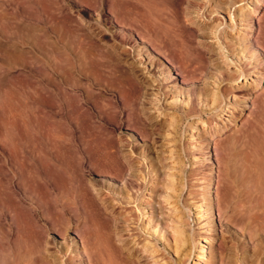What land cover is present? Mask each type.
<instances>
[{
  "label": "rangeland",
  "instance_id": "obj_1",
  "mask_svg": "<svg viewBox=\"0 0 264 264\" xmlns=\"http://www.w3.org/2000/svg\"><path fill=\"white\" fill-rule=\"evenodd\" d=\"M223 1L225 5L213 2V6H221L219 10L217 6L213 8L212 2L203 8L196 7L198 15L193 16L196 15L198 24L209 28L220 24L215 32L217 35L220 32V39L211 36L197 41L204 46L202 49L212 47L215 50L206 58L217 62L224 74L237 76L241 66L246 78L239 76L231 84L225 78L220 84L222 90H228V97L221 103L224 110L218 108L209 112V108H213L211 102L197 99L195 94L203 86L210 92V89L216 90L217 84L212 85L214 79L210 77H217L216 81H219L222 76L210 69V75L197 79L198 83L184 81L174 55L166 52V57L140 39L135 29L138 22L133 21L137 18L136 10L132 5L129 7L132 20H128L125 0H0V264H13L17 258L35 263H40L42 258L52 261L56 258L57 264H65L70 259L74 264H82L85 261L81 248V242L85 243V240L82 239L90 237L91 223L95 222L94 208L101 203L100 199H108V196L114 199L115 215L132 210L130 215L136 222L129 228L136 229L134 232L139 241L147 240L145 242L157 250L155 255L162 263L220 264L221 258L225 257L226 264H264V237H257L253 243L230 225L237 220L228 218L248 205V199L256 197L255 177L264 175V138L261 131L255 133L249 125L250 115L257 113L253 101L264 89V0ZM240 8L250 18L249 29L242 21L240 14L244 15V12L239 11ZM210 10L217 12L210 15ZM241 40L246 41V51L253 54L251 59L246 53L239 52L237 46H244ZM222 56L227 61L221 59ZM163 76L164 84L159 89L151 86L139 90L137 83L140 80L151 79L150 83L154 79L162 80ZM134 84L137 86L133 87ZM136 87L137 91L133 92ZM174 89L179 92L176 100L173 99L177 96L172 93ZM158 90L159 94L153 97ZM136 93H144L146 98L139 94L137 99ZM85 96L97 111L112 109L119 112L120 103L128 106L127 113L144 106L152 117H157L155 121L164 118L158 114L172 113V109L183 115L192 102L203 112L201 118L183 117L179 124L177 149L183 167L182 163L170 166L166 161L163 162L165 166L159 168L153 164L155 162L139 156L146 145L152 144L155 151L152 150L150 158L155 159L158 154L163 158L168 156L165 142L156 135H150L149 140L142 139L138 131L127 124L112 132L96 118L95 112L78 109ZM153 99L159 101L156 103ZM151 101L155 102V108L160 106L158 111L152 110ZM46 104H62L66 110L61 112L63 115L49 114ZM231 112H235L232 117ZM106 117L104 115V120L109 119ZM207 121H210L208 126ZM193 123L196 128L191 129ZM76 127L84 128V139L91 132L94 136L98 132L99 138L101 135L106 137L105 133L108 138L114 135L121 144L127 145L128 154L135 147L131 157L138 161L136 166L138 164L144 181H138V184L111 180L114 177L102 164L105 162L99 152H88V159H83L77 149ZM95 128L99 130L94 132ZM218 128L221 129L218 135L208 136L211 129ZM233 130H240L238 136L244 133L248 137L230 152L219 144L214 145L215 139L220 141ZM48 165L54 167L48 169ZM169 173L182 178L183 183L175 194L168 192L166 187L163 189V184L169 183ZM210 176L211 181L207 182ZM157 178H163L159 183L162 186H156L159 189L155 187ZM125 185L136 200L134 204H127L121 194L118 195ZM138 186L141 189L136 192ZM206 194H210L217 205L216 211L213 208L211 212L212 219L207 216L206 209L210 206H207ZM166 197H170L168 203L174 201L180 211H174L173 203L169 205ZM103 211L99 224H112L110 211ZM178 212L189 240L183 247L187 254L174 247L171 227ZM124 225L120 224V227L125 228L127 224ZM79 232L83 234L82 239L78 237ZM131 233L124 231L122 234L131 240ZM201 238L206 241L202 242ZM237 242L245 246V254L233 247ZM257 242L261 245L260 253L254 252L257 254L254 257L252 245ZM139 256V264H154L148 254Z\"/></svg>",
  "mask_w": 264,
  "mask_h": 264
},
{
  "label": "bare ground",
  "instance_id": "obj_2",
  "mask_svg": "<svg viewBox=\"0 0 264 264\" xmlns=\"http://www.w3.org/2000/svg\"><path fill=\"white\" fill-rule=\"evenodd\" d=\"M215 1L217 2V4H224L225 3L223 0H125L126 10H127L125 17H127L128 20L129 19L132 20L130 18L129 7L132 5L134 7V9L136 10L137 18L133 21L138 22L137 24L140 26V27L137 26L135 28L137 30V33H138L140 39L144 43L151 44V46L153 47V49L155 51H157V52L159 51L164 56H166V54H165L166 52H170L172 55H174V57L178 60V63L180 65L181 74L184 75V77H185L184 81H190L192 84L198 83L197 79H201L203 77H206L207 75H210V69H213L214 71L218 72L219 75L222 76L223 79L220 80V78H219V81H216L217 77L216 78L214 76L210 77V78L214 79L212 85L217 84L216 90L210 89L211 90V92H210V91H208L206 86H203L202 89H200L199 92L195 94L197 99L205 100V102H207V103L211 102L213 108H209V110H208L209 112L213 111V110H217L218 108L219 109L221 108V111L224 110V108H222V106H221V103L223 100H226V98L228 97V90L227 89L222 90V88L220 87V84L223 81L228 79V83L230 82V84H231V83H234L235 81H237V78L239 76H244V78H246L245 71L241 66H239V72H238L237 76L233 75V76L229 77V75H227L226 73L224 74L221 71V69H220L221 67L217 62L211 61L209 58H206V55H208L209 53H211L215 50H213L212 47H208L206 50L202 49V48H204V46L197 41L198 38L206 39V38H211V36L215 39H220V32L218 33V35L215 34V32L217 31L216 29H217V27H219L220 24L218 26L216 25L217 27H214L215 26L214 25L213 27L211 26L212 28H209L206 25H203L201 23L198 24L197 18H196L197 22L195 20V17H196V15H198V11H199V9L196 8L197 6H202V8H203L207 4H210L211 2H212L211 5L213 6V2H215ZM216 6H217L218 10L221 8L220 5H216V4L213 6V8H215ZM239 11L244 12L242 10V8H240ZM209 12L211 15V14L216 13L217 10H213V11L210 10ZM194 14H196V15L193 16ZM241 14H240V16H242V18H243L242 21L247 23L245 25V27L247 29H249L248 24H250V23H248V22H249L250 18L248 16V14L245 12H244V15H241ZM233 19H235V18H233ZM131 24H132V22H131ZM126 26H128V25H126ZM223 35H224V33H223ZM245 40L248 41V37H246ZM245 40H241V42H240L244 46L241 47L240 45H238L237 47H238L240 53H242V54L246 53L247 58L251 59L253 57V54L246 51L247 50V44H246ZM200 46H201V48H200ZM216 46H219V45H216ZM254 54H256V53H254ZM222 58L226 59V61H227V58L225 56L224 57L222 56L221 59ZM129 66H131V68H132V64H129ZM133 68H134V66H133ZM133 70H135V69H133ZM160 75H162V74H160ZM164 77L165 76H163L162 80L154 79L153 81H151V82H153V84L156 83V85H153L151 82L149 83V81L151 79L150 80L148 79L149 81H147L146 79L140 80V82L137 83L140 86L139 90L140 89L143 90V89H146L147 87H151V86H155L154 89H159V87H161L164 84V82H163ZM256 78H257L256 79L257 81L260 80L259 77H256ZM135 85L136 84H134L133 87H135ZM231 86H233V85H231ZM137 89H138V87H136V90L134 89L133 92L137 91ZM129 92H130V90H129ZM131 92H132V90H131ZM172 93L174 95H177V96L173 97V99L176 100V97H178L179 92L176 91V89H174V91ZM86 94L89 96V93H86ZM136 94H137V99H138L139 94L141 97L146 98V95L144 93H139V94L136 93ZM158 94H159V90H158V92H156V94H154L153 97H156ZM162 94L164 96H166L165 93H162ZM181 95L182 94H180L179 96H181ZM88 96H85L86 98L84 97V100L80 101L78 109L79 110L89 109V110H92L93 112H95L96 118L99 121H101L103 124H105L109 128V130H111L112 132H115L116 130L121 129L124 126V124H127V125L131 126L132 128H134V130L136 129L138 131V133L141 135L142 139H148L150 135H156L158 137V139H160V140L162 139L165 142V148H167V150L165 148L164 149L168 153V156L166 154L167 158H166V156L164 158H163V156L161 157L162 154L160 156L158 154L157 157L155 156L156 157L155 159L150 158L152 150L155 151V149H154L155 147L152 143H151L152 144L151 146L146 145L144 147L143 151H141L138 154L139 156L148 158L150 162H155L153 164H157L159 166V168L162 166L164 167L165 163L163 165V162H166V161H168L170 163V166H172V165L173 166L174 165L179 166V164L182 163V167H183V162L180 159L181 155L178 154V152H180V150L177 149V143H178L177 142V136H178L179 127H180L179 124L182 121L183 117L186 119L190 118L192 116H196V117L198 116V118H201L202 112H203L202 110L198 111L196 106L192 102L188 107H187V105H188V102H187V104H186L187 110L183 113V115L176 114V109H172L173 110L172 113L171 112L165 113L162 110L163 112H161L157 116L159 117V116L163 115L164 118L162 117L163 118L162 120L155 121L157 117H155V116L152 117L153 115H150L147 112V109L144 106L142 108L141 105H140L141 106L140 110L137 109V111H136L135 110L136 108L135 109L132 108L134 111L133 112L130 111V113H127L128 106L126 104H121V103L119 106V112L113 111L112 109H107L109 106L107 108H105L107 110L104 112L103 111H97V108L95 107L94 104H91ZM153 100L156 101V103L159 101L158 99L157 100L153 99ZM151 103H152V101H151ZM153 103L155 104V102H153ZM153 103H152L153 106L151 108H152V110H155L154 112H156L160 109V106L158 108H155L156 104L154 105ZM183 103H185V102H183ZM135 104H137V103H135ZM147 104H149V102H147ZM234 104L237 105L238 103L234 102ZM253 106H254L257 113H256V116L250 115V117L252 118L250 123H249L250 130L255 132V133H258V132L260 133V131H261V135L264 138V89L261 91V93L259 95H257L255 97V99L253 101ZM46 108H47L49 114L51 112H55L57 115H59V114H61V112L62 113L64 112L65 107H63L62 104L61 105L46 104ZM235 108L238 111V106H235ZM76 109H77V107H76ZM65 110H66V108H65ZM148 111H149V108H148ZM80 113L82 114V112H80ZM234 113L235 112H231L230 116L232 117L234 115ZM81 114L79 116L82 118L83 114L82 115ZM85 114L86 113H84V115ZM61 115H63V114H61ZM104 115H107L106 118H109V119L104 120ZM84 120L86 121L87 118H84ZM81 122H83V119L81 120ZM248 122H249V120H248ZM83 123L85 124V122H83ZM207 123H209V125H210V121H207L206 124ZM194 124L195 123L190 124L191 129L196 128L194 126ZM82 126H83V124H82ZM207 126H208V124H207ZM83 127L85 128V126H83ZM83 129H82V127H76V130L78 133V137L76 138L77 149L83 155V159H85V160L88 159V157H87L88 152L89 153L94 152L95 154H96V152H99L100 156L98 154L97 155L99 157H101L103 162H105L102 164L103 165L105 164V167L107 166L109 168V170L112 173L111 175H113V177H114L111 180L116 182L118 179H120L121 181H125V183H126V181H130V182H134V183H138V181H140V182L144 181V176L142 175V172H140L137 169L138 164L136 166V162L138 163V161L132 159V157H131V155H133V153H134V150L136 149L135 147H132L133 152L128 154L125 150L126 149L125 147L127 145L121 144L120 140H117L114 137V135H111L108 138L107 137L108 135H106V133H105L106 137H103L101 135L99 138L98 132H97V136H94L93 132H91V133L86 134V138L84 139ZM98 130H97V128H95L94 132L98 131ZM211 130L212 131L207 133L209 137H212L214 134L218 135L221 131L220 128L211 129ZM239 133H240V130H236V131L233 130V131H231V135L229 134L230 136H226V137L222 138V140H220V141L215 139L214 145L219 144L222 148H225V150L227 152H230L237 147L239 142H241L243 139L248 137V135L244 134V133H241L238 136ZM245 135H246V137H244ZM104 138H106L107 140H105ZM156 139H155V141H156ZM252 139L255 140L254 138H252ZM202 141H203V139H202ZM156 144H158V143H156ZM156 147L158 148V146H156ZM160 149H161V147H160ZM165 150H164V152H166ZM156 152H158V151H156ZM159 152H160V150H159ZM160 153H162V151ZM163 155H164V153H163ZM96 157L97 156L95 155V158ZM92 161H94V160L92 159ZM92 161H90V162H92ZM96 161H98V160H96ZM83 164L84 163H82V165ZM96 165L98 166L100 164H96ZM51 166L52 165H50V166L48 165L47 168L49 169V167H51ZM52 167H54V166H52ZM151 168H152V166H151ZM258 168H260V167H258ZM170 169L173 171L174 167H170ZM181 170H183V169H181ZM168 171H170V170H168ZM156 172L158 173L159 171L156 170ZM156 172H155V174H156ZM178 173H180V170ZM260 174H261V172H260ZM177 175H175L174 173L173 174L169 173V175L167 177L170 179L169 183L163 184L164 185L163 189H165L164 187H166L167 191L169 190L172 193H174V192L177 193L176 191H178V189H179L178 187L183 183L182 178L180 177L178 179L176 177ZM255 178L256 179H255L253 185H254V192H255L256 197H254V199H248L247 202L249 204L242 206L238 211L236 210L235 211L236 213L234 212L235 214L232 213L233 211H231L232 214L228 215L229 220H233L234 218H235L234 220H237L236 223H231L230 225H232L235 229H237L240 232V234H242V235L245 234L246 236H248L249 240H251V241L253 240V243L255 241L254 239H257V237H259V238L264 237V175L262 177L256 176ZM161 180L159 178H157L156 183H155L156 184L155 187L158 186V184L160 183ZM210 181H211V176L209 177L207 182H210ZM174 182H176V183H174ZM161 186L162 185H160V187ZM77 188H78V186H77ZM140 189H141L140 186H138V189H136V192ZM156 189H159V188L156 187ZM152 191H153V189L151 190V192ZM59 192L60 191L58 189V193ZM129 193H130V189L126 190V185H125L121 189V192H119L118 195L121 194L122 199L125 200L127 204H134L136 200ZM158 195H160V194H158ZM91 199H93V198H91ZM169 199H170V197H168V198L166 197L167 203L169 202ZM109 200H110V202L111 201L112 202L108 203ZM131 200H132V202H131ZM100 201H101V203L98 202L99 204L96 205V207L94 208V209H96L95 210V218H94L95 222H93V224L91 223L92 230L90 233V237H85L82 239L81 238L82 233H80V232L78 233V237L81 238L82 240H85V243L81 242V248L83 250L82 252H83V256L85 258V261H83L82 264L84 262H86V264H139L138 259L141 258L139 256V254H141V253L148 254V257L150 256V258H152L154 264H165V263L161 262L162 260H160V261L158 260L159 257L157 259V256L155 255L157 250L153 246H151V244L149 242H145L147 240H143V242L139 241V239H137V235L135 234L136 232H134V231H136V229H130L129 228L132 224H134L136 222V221L134 222V219L132 220V217L130 215V214H132V210L129 211L128 213H122V212L117 213L116 212L117 215H115L116 205L114 207V202H113L114 199L113 198H110L108 196V199L105 197L104 199H100ZM92 202H94V200H92ZM173 202H170L168 204L170 205ZM206 203H207V206H210L209 208L207 207V209H206L207 216H208V218L212 219V213L211 212L213 211V208L216 211L215 206H217V205H216V202L214 201V199H212L210 194L207 195V202ZM174 204L175 203L172 204L173 210L175 211L177 209V211H180L178 209V207H176L177 204L176 205H174ZM213 205H214V207H213ZM103 209L110 211L109 213L112 215V219H111L113 222L112 224L111 223L110 224L107 223L106 225L99 224L98 219L102 217V216L100 217V215H102V213L104 212ZM101 210L103 211L102 213H101ZM121 210H122V208H121ZM125 210H126V208H125ZM178 213L179 214L174 215L173 218H175L176 221H172L174 224H173V227H171L172 235H173L174 242H175L174 247L176 249L178 248L177 251L182 249L183 252H185V254H187L188 251L186 250V248L183 249V247L185 245L189 244V243L186 244L189 240H188L186 230L182 227L183 226V223L181 220L182 216H181L180 212H178ZM127 215H129V216H127ZM108 220H110V219H108ZM108 220L106 219V222H111V220L110 221H108ZM155 223H157V225L159 224V222H157V221ZM120 224H125V225L127 224V225L126 226L124 225L125 228H122V227H120ZM177 224H179V226ZM155 227H157V226L155 225ZM124 231L132 232L130 235L132 237L131 240H127L123 237L122 233ZM87 238H89V239L86 241ZM117 241H118V243H117ZM201 241L205 242L206 240H203V238H201ZM139 245H141L140 249H137V247ZM221 246H222V244H221ZM223 246H224V244H223ZM260 246L261 245H259L258 242L255 243L254 245H252L253 253L254 252L260 253L259 252ZM233 247H235L236 250L240 251L242 254H245V246L243 244H240L239 242H237L236 245ZM233 247H231V248L235 249ZM202 249H203V247L201 246V250ZM180 252H182V251H180ZM233 252H234V254H236L235 250H233ZM261 253H262V251H261ZM251 255H252V253H251ZM253 255H255V253ZM256 255L254 257H257ZM223 256H224V254H223ZM247 256H249V255H247ZM251 257H253V256H251ZM223 258H225V257L221 258V260L219 262L220 264H226V261ZM233 258H234V256H233ZM235 259H237V258H235ZM244 259H246V258H244ZM56 260H57L56 258L53 259V261L47 260L46 258H42L40 263H37L38 261L36 263L37 264H57L58 262H56ZM226 260H227V262H229L228 261L229 259L226 258ZM232 260H231V262H232ZM23 263H25V264H36L35 262L29 261V260L23 261L21 258L15 259L13 264H23ZM67 263L68 264H74L70 259L65 261V264H67ZM195 264H197V263H195ZM229 264H230V262H229ZM234 264H235V262H234Z\"/></svg>",
  "mask_w": 264,
  "mask_h": 264
}]
</instances>
